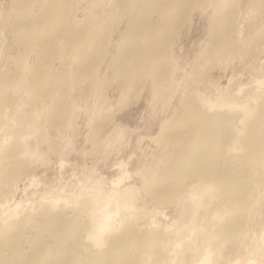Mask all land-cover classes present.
<instances>
[{
	"label": "bare ground",
	"instance_id": "6f19581e",
	"mask_svg": "<svg viewBox=\"0 0 264 264\" xmlns=\"http://www.w3.org/2000/svg\"><path fill=\"white\" fill-rule=\"evenodd\" d=\"M37 1L21 0L17 5L22 12L13 22L12 32L15 42L24 45V52L12 60L17 69L10 74L14 76L5 71L0 75V202L11 183L27 170L31 149L27 138L33 136L36 146L43 141L51 144L45 122L52 119L54 127L61 131L69 122L72 105L68 85H61L54 68L48 66L54 48L70 47L77 53L79 69L91 73L100 66L98 62L102 63L99 61L102 50L116 31L120 39L111 63L113 79H132L146 68L152 71L149 73L154 71L158 78L166 79L171 66L175 65L170 55V34L183 14L190 10L188 4L191 3V0H120L123 1L121 6L103 11L97 24L89 28L86 21H74V0H41L40 4ZM36 3L40 11L37 20L32 13ZM252 5L250 10L258 17V24L252 22L256 27L249 32L251 37L259 36L262 44L264 0H254ZM218 9L219 15L209 27L208 53L212 58L223 59L234 49L238 35L234 34V12L230 6ZM113 23L117 24L112 30ZM28 52L36 56L31 69L24 62ZM25 68L30 70L31 78H24ZM22 82L35 94L45 91L51 103L39 108L35 101L32 102L25 123L21 121L24 123L21 131L17 119L10 123L12 117L6 107L16 103L11 96L12 90L7 92L6 88L10 83L16 86ZM182 104L183 109L177 113L174 123L163 127L167 128L164 134L171 137L170 141L174 140V146L166 150L161 172L152 182L144 183V188L157 205L171 203L182 193L201 196L200 206H196L197 218L190 223L192 230H198L199 241L211 247L215 256L225 251L236 257L239 243L246 235L248 215L258 214L264 208V103L255 116L244 117L242 130L235 125L237 111L215 108L212 102H203L193 93ZM135 192L133 186L123 190L119 195L122 197L120 205L128 207L135 199ZM118 193L111 195L106 206L116 203ZM47 198L49 203L37 215L29 213L19 219L16 218L18 214L8 218L0 215V264H158L168 257L173 246L180 247L183 242L176 230L167 233L138 227L130 209H126L128 212L118 226L101 241L112 212L98 199L94 207L85 201L69 211L66 198L58 195ZM100 207L103 212L98 214ZM37 218L41 221L39 224ZM31 233L35 235L32 237ZM176 252L180 251L176 248ZM177 264H184V261L177 257Z\"/></svg>",
	"mask_w": 264,
	"mask_h": 264
},
{
	"label": "rangeland",
	"instance_id": "374dc122",
	"mask_svg": "<svg viewBox=\"0 0 264 264\" xmlns=\"http://www.w3.org/2000/svg\"><path fill=\"white\" fill-rule=\"evenodd\" d=\"M20 1L0 0V75L4 71L8 75L17 72L12 60L24 52V45L15 42L12 32L13 22L20 16L18 13L22 12L20 5L17 6ZM38 1L40 4L41 0ZM112 1L74 0V21H86L89 28L94 27V23L96 25L99 21L97 19L103 16V11L109 12L115 5L123 4L120 0ZM252 1L191 0L188 4L190 10L183 14L170 34V55L174 58L175 65L171 66L166 79L158 78L154 71L149 73L151 70L148 71L147 68L133 76L134 79H113L111 63L116 56V45L120 39L116 31L102 50L104 55L99 58L102 63L98 62L100 66L97 65L98 68L96 66L95 73L92 71V74L88 70L85 73V70L79 69L81 65L77 62V53H73L70 47L56 46L51 52L48 66L54 68L61 85H68L72 105L70 119L62 131L54 127L52 119L45 122L51 144L43 141L36 146L33 136L27 138L31 148L28 152L27 170L6 190L0 202L1 217L8 218L18 214L16 218L19 219L29 213L37 215L49 203L50 199L47 197L51 195L61 196L64 200L66 198L69 211H72V207L85 201H89L94 207L97 199L101 205L106 206L111 195L119 192L116 203L106 206L112 214L107 218L109 227L104 231L101 241L110 230L118 226L125 212H128L126 209H130V215L142 229L180 232L183 240L180 247L173 246L168 257L158 264H177V257L184 264H264V208L258 214H253L255 216L248 215L246 235L239 243L238 253L234 255L236 257L225 251L215 256L211 247L199 241L198 230H192L190 225L197 218L196 206H200L201 196L182 193L175 196L171 203L157 205L144 188V183L152 182L161 172L166 150L174 146V140L170 141L171 137L164 134L167 128L163 127L174 123L177 113L183 109L182 102L192 93L203 102H212L215 108L237 111L235 125L239 130H242L244 117L255 116L264 103V41L262 46L260 37H251L249 32V29H255L258 24V17L251 11L254 5V0ZM244 4L248 7H244ZM36 5L37 3L34 5L36 8L33 6L32 13L37 20L40 11ZM224 6L228 9L230 6V10L234 12V34H241L242 42L236 36V50L233 51L234 47L228 56L216 59L208 53L209 27L220 13L218 8L222 9ZM83 17L85 18L82 19ZM116 24L111 25L112 30L116 28ZM120 28H123V24ZM35 57L34 52L24 55L25 65L30 69L36 63ZM25 70L24 78H31L29 69ZM25 84L22 82L15 86L10 83L6 88L7 92L12 90L11 96L16 103L12 104L13 107L10 103L6 107L11 117H15L11 118L10 123L17 119L18 129L21 131L29 109L33 107L32 102H36L39 108L51 103V98L45 95V91L35 94ZM30 88L28 92L27 89ZM132 186L136 189L135 199L128 207H122V197L119 195ZM102 212L103 207H100L98 214ZM36 221L38 224L41 222L39 218ZM34 235L31 233L32 237ZM176 248L180 252L175 253ZM173 255L176 257L172 259Z\"/></svg>",
	"mask_w": 264,
	"mask_h": 264
}]
</instances>
